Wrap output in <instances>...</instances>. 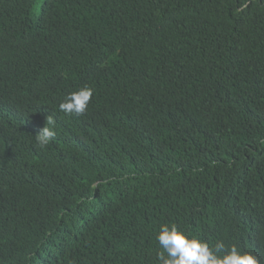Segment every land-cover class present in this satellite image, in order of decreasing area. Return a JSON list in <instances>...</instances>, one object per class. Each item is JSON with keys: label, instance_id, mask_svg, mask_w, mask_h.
<instances>
[{"label": "trees", "instance_id": "16d2710c", "mask_svg": "<svg viewBox=\"0 0 264 264\" xmlns=\"http://www.w3.org/2000/svg\"><path fill=\"white\" fill-rule=\"evenodd\" d=\"M173 224L264 264V0H0V264H158Z\"/></svg>", "mask_w": 264, "mask_h": 264}, {"label": "clouds", "instance_id": "9594fccd", "mask_svg": "<svg viewBox=\"0 0 264 264\" xmlns=\"http://www.w3.org/2000/svg\"><path fill=\"white\" fill-rule=\"evenodd\" d=\"M93 94L91 87H81L64 98L58 105L59 110L69 115H83ZM55 136V121L49 116L46 125L35 135L36 144L43 149ZM156 240L162 249L156 255L158 264H259L252 253L242 252L235 245L226 249L222 241L210 247L208 242L190 237L174 224L161 225Z\"/></svg>", "mask_w": 264, "mask_h": 264}]
</instances>
